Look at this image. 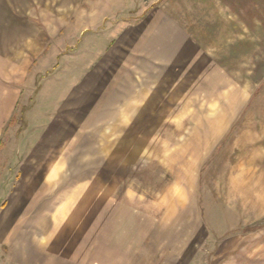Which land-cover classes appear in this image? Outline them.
Returning <instances> with one entry per match:
<instances>
[{"label":"rangeland","instance_id":"rangeland-1","mask_svg":"<svg viewBox=\"0 0 264 264\" xmlns=\"http://www.w3.org/2000/svg\"><path fill=\"white\" fill-rule=\"evenodd\" d=\"M154 1L137 0L134 10L109 23L118 25ZM161 1L199 43L208 44L202 37L213 33L225 46L203 48L190 74L172 90L166 85L163 93L148 96L130 128L114 134V146L105 144V130L88 131L93 132L72 152L81 156L74 169L96 170L95 184L114 197L123 198L129 189L134 201L140 195L159 202L164 217L176 223L169 235L171 250L193 252L189 264H216L223 258L222 264H264V0ZM79 8H89V0L0 2V183L5 181L1 188L6 191L15 180L8 177L16 170L11 155L33 152L31 145H20L21 137L40 132L38 125L29 129V120L35 122L26 114L39 84L56 76L68 86L75 65L91 58L74 28ZM11 13L20 16L18 23L11 22ZM233 20L241 32L233 33ZM234 43L240 52L233 64H220L225 73L219 70L208 79ZM82 68L90 73L89 64ZM54 84L50 81L48 89ZM111 116L101 115L100 125ZM53 148L64 147L50 146V153ZM45 150L39 147V153ZM207 229L209 241L204 240ZM225 246V255L215 254Z\"/></svg>","mask_w":264,"mask_h":264},{"label":"crops","instance_id":"crops-1","mask_svg":"<svg viewBox=\"0 0 264 264\" xmlns=\"http://www.w3.org/2000/svg\"><path fill=\"white\" fill-rule=\"evenodd\" d=\"M159 1L132 12L134 17L118 25L109 20L134 10L137 0H89V8L75 11L74 28L80 33V48L90 49L91 58L89 63L80 60L75 65V76L68 86L56 76L41 81L34 104L26 109L28 118L35 122L31 124L29 120V129L38 125L36 130L40 132L21 137L20 145H31L33 152L11 155L16 170L15 174L8 171V177L15 180L7 191L1 188L5 181L0 183V261L189 264L193 252L188 254L185 249L178 255L171 250L169 235L176 223L164 217L166 212L162 213L159 202H147L140 195L134 201L129 189L123 198L114 197L107 187L95 184L96 170L74 169L81 156L79 152L72 153L82 146L91 130H105V144L114 146V134L130 128L148 96L163 93L166 85L172 90L177 80L190 74L189 68L201 59L203 48L225 46L216 41L213 33L202 37L208 44L199 43L200 38ZM9 17L13 24L20 19L14 13ZM230 22L233 33L241 32L240 23ZM94 39L97 42L93 43ZM108 40L110 45L106 44ZM231 47L214 64L208 79L219 70L225 73L221 65L233 64L240 51L238 43ZM86 64L91 66L88 75L82 68ZM50 81H55L51 90ZM103 114L112 116L100 125ZM50 146L64 148H53L50 153ZM39 147H45L47 153H39ZM70 147L71 155L67 156ZM109 157L107 152L103 160ZM1 162L0 155V174ZM207 233L205 241L210 240L208 229ZM223 250L215 254L223 256L226 246ZM223 259L216 264H222Z\"/></svg>","mask_w":264,"mask_h":264},{"label":"trees","instance_id":"trees-1","mask_svg":"<svg viewBox=\"0 0 264 264\" xmlns=\"http://www.w3.org/2000/svg\"><path fill=\"white\" fill-rule=\"evenodd\" d=\"M14 120H15V118H13L11 122H13V123H14Z\"/></svg>","mask_w":264,"mask_h":264}]
</instances>
